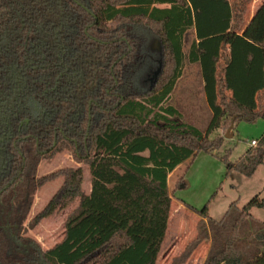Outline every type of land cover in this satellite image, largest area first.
I'll use <instances>...</instances> for the list:
<instances>
[{
  "label": "trees",
  "instance_id": "obj_1",
  "mask_svg": "<svg viewBox=\"0 0 264 264\" xmlns=\"http://www.w3.org/2000/svg\"><path fill=\"white\" fill-rule=\"evenodd\" d=\"M253 1L0 0V264H157L170 174L199 152L218 157L216 131L264 120V0L247 22ZM185 58L203 80L205 132L171 103ZM159 59L156 83L141 88L140 73ZM257 143L236 161L220 158L226 176L255 174L264 133ZM64 151L88 167L89 194L80 167L37 177L41 161ZM58 179L26 224L36 191ZM77 199L59 243L44 250L27 236ZM189 207L197 235L170 264H186L205 242L202 264H264V222L251 212L264 209V191L220 219L208 205Z\"/></svg>",
  "mask_w": 264,
  "mask_h": 264
},
{
  "label": "rangeland",
  "instance_id": "obj_2",
  "mask_svg": "<svg viewBox=\"0 0 264 264\" xmlns=\"http://www.w3.org/2000/svg\"><path fill=\"white\" fill-rule=\"evenodd\" d=\"M261 1L255 0V3L259 4ZM249 12L251 10L247 12L246 20L249 18ZM194 37L193 31L187 33L184 42L185 55H187ZM148 48L154 54V58L157 59L155 51H152L156 49V46L153 47V42H150ZM150 67L149 64L138 77L141 88L147 89L149 87V79L157 68V66L151 69ZM183 73L185 74L184 79L186 78L185 82L172 93L171 103L182 115L181 121L205 132L212 114L206 103L204 90L201 88L202 84L200 86L199 66L189 64L185 58ZM263 133L264 120L262 119L255 124L242 121L237 124L236 128L230 129L229 127L227 130H218L211 136V139L214 136L224 138L221 149L216 152L218 157L199 152L183 164L177 175L172 176L169 181V192L173 199L172 208L166 237L157 264H170L173 258L180 255L186 245L196 237L200 217L189 206L202 210L208 205L210 217L220 219L231 203L238 201L239 205L243 206L252 197L264 191V163L258 167L252 177L246 178L237 173L226 176V164L220 159L229 154L228 158L231 161H236L251 147L250 141L258 140ZM64 167H80L82 169L83 192L86 195L89 194L91 177L88 167L77 163L67 151L51 159L41 161L37 177H42ZM181 179L182 181L178 186L177 182ZM61 184L62 179H58L36 191L26 224L43 210ZM78 203L79 200L77 199L66 209L42 220L38 226L27 232V236L37 241L44 250L53 247L63 239L65 222L76 209ZM251 212L255 218L264 222V209L253 208ZM208 248L209 244L205 242L193 253L186 264H202Z\"/></svg>",
  "mask_w": 264,
  "mask_h": 264
},
{
  "label": "crops",
  "instance_id": "obj_3",
  "mask_svg": "<svg viewBox=\"0 0 264 264\" xmlns=\"http://www.w3.org/2000/svg\"><path fill=\"white\" fill-rule=\"evenodd\" d=\"M263 2V0L259 3V4H257V3H255V0L252 2V4H250L249 5V7H248V11H250L251 10V12H249V18H247V22L251 19V17L253 16V14L256 12V10L259 8V6H260V4ZM253 5V6H252ZM252 7V8H251ZM194 65H197V64H194ZM186 76H188V75H186ZM184 77H185V74L183 73V75H182V77L178 80V82H177V84H176V86H175V88H174V90H173V92L174 91H176V89H177V87L178 86H180L181 84H183L185 81V79H184ZM200 86H201V84H202V87L201 88H203L204 87V84H203V80H202V77H201V74H200ZM172 92V93H173ZM204 92V91H203ZM252 141V140H251ZM251 141H250V143H251ZM184 164V163H183ZM183 164H181L180 166H178L171 174H170V176H169V181H170V179L172 178V176L173 175H177V173L182 169V167H183ZM90 186H91V184H90ZM90 192V191H89Z\"/></svg>",
  "mask_w": 264,
  "mask_h": 264
},
{
  "label": "water",
  "instance_id": "obj_4",
  "mask_svg": "<svg viewBox=\"0 0 264 264\" xmlns=\"http://www.w3.org/2000/svg\"><path fill=\"white\" fill-rule=\"evenodd\" d=\"M154 46H156V50H157L158 52L161 51V44H160L159 41L154 42V43H153V47H154ZM161 70H162V62H161V60L159 59V60H158V66H157L156 70L154 71L152 77L149 79V81H150V83H151L152 85H154V84L156 83V81H157V79H158V77H159V75H160V73H161ZM233 127H234V125H231V126H230V129H232ZM226 138H228L227 135H226Z\"/></svg>",
  "mask_w": 264,
  "mask_h": 264
},
{
  "label": "built area",
  "instance_id": "obj_5",
  "mask_svg": "<svg viewBox=\"0 0 264 264\" xmlns=\"http://www.w3.org/2000/svg\"><path fill=\"white\" fill-rule=\"evenodd\" d=\"M257 140H252L251 143H250V146L251 147H256L257 146Z\"/></svg>",
  "mask_w": 264,
  "mask_h": 264
},
{
  "label": "flooded vegetation",
  "instance_id": "obj_6",
  "mask_svg": "<svg viewBox=\"0 0 264 264\" xmlns=\"http://www.w3.org/2000/svg\"><path fill=\"white\" fill-rule=\"evenodd\" d=\"M150 82V81H149Z\"/></svg>",
  "mask_w": 264,
  "mask_h": 264
}]
</instances>
